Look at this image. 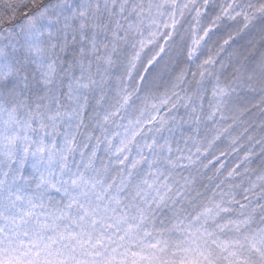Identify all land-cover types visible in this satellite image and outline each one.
Here are the masks:
<instances>
[{"label":"snow or ice","instance_id":"snow-or-ice-1","mask_svg":"<svg viewBox=\"0 0 264 264\" xmlns=\"http://www.w3.org/2000/svg\"><path fill=\"white\" fill-rule=\"evenodd\" d=\"M0 264H264V0H0Z\"/></svg>","mask_w":264,"mask_h":264}]
</instances>
